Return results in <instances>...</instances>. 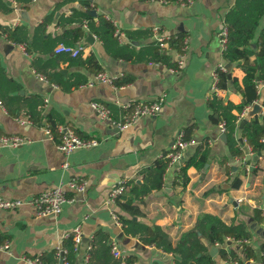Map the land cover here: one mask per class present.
Wrapping results in <instances>:
<instances>
[{
	"label": "crops",
	"instance_id": "1",
	"mask_svg": "<svg viewBox=\"0 0 264 264\" xmlns=\"http://www.w3.org/2000/svg\"><path fill=\"white\" fill-rule=\"evenodd\" d=\"M5 2L8 9L0 8V64L19 85L13 94L38 95L45 101L43 113H52L61 120V133L68 128L79 137L96 139L98 143L65 154L57 147L61 134L48 136L44 121L21 124L17 117H26L23 106L14 116L0 105V132L26 139L17 146H0V197L25 201L17 208L0 210V233L8 236L0 245V264H33L34 257L53 248L61 249L75 226H80L83 240L75 253L74 264H85L86 247L98 229L106 231L109 241L125 255L133 256L134 264H174L170 253L126 235L111 216L113 213L128 216V213L117 203L107 204V197L121 180L142 183L141 171L151 167L156 158L168 151L180 132L192 141L183 151V160L203 146L208 150L207 162L200 169L189 167L185 183L179 174L183 160L168 166L162 188L153 189L141 199L132 198L139 212L133 219L160 226L175 244L182 233L195 226L202 213L217 215L225 223H231L237 214L248 225L251 236L245 242L256 257H249L239 242L227 238L210 247V250L215 248L213 255L210 252L214 264H237L219 253L221 249L230 253L231 248L239 252L240 264H260L264 219L262 222L255 220L254 210H264V148L260 152L251 150L242 129L254 116L263 123L264 85L256 86L258 98L255 102L243 105L242 111L231 110L236 115L232 122L233 137L242 157L231 154L226 128L214 121L217 116H211L209 107L212 96L223 103L243 104L241 93L231 83V79H236L242 85L245 75L236 63H230L229 71L226 69L227 76L230 74L226 86L217 91L211 89L213 72L220 64L227 63L222 58L219 31L234 0H193L189 4L176 0L167 4L151 0ZM92 10L95 15L91 14ZM100 15L115 25L118 45L124 48L121 52L129 54L132 50V56L109 54L101 40L89 31L88 23H96ZM263 26L264 17L251 40L254 49ZM77 28L83 36L73 41L72 31ZM2 31L25 40H9ZM90 34L92 38H88ZM156 34H182L188 38L183 69L169 70L168 66L176 64L178 57L174 48L165 49L167 61L150 58L151 42ZM72 41L71 45L80 47L82 59L90 54L96 57L106 76L119 82L131 80L120 85L91 82L96 73L86 65L73 64L63 59L62 54L53 52L57 44ZM22 42L26 43L27 50L22 49L25 46ZM254 59L252 55L251 61ZM41 73L52 77L54 82L40 79L37 74ZM57 73L62 80L76 75L75 79L86 78L87 82L64 90L57 81ZM162 94L165 100L156 116H142L125 130H119L110 120H101L90 106L91 101L108 105L112 118L118 120L128 112L121 108L122 104L132 100L152 101ZM256 103L262 112L248 116ZM234 177L241 180L237 188L232 187ZM71 178L85 179V192L69 189L67 182ZM57 186H63L66 196L74 200L64 203L57 216L36 215L30 200ZM127 190L120 202L128 198ZM236 198L243 200L237 203ZM232 243H239L240 248H234ZM6 244L8 246L3 248ZM60 260L61 257L58 264Z\"/></svg>",
	"mask_w": 264,
	"mask_h": 264
},
{
	"label": "trees",
	"instance_id": "2",
	"mask_svg": "<svg viewBox=\"0 0 264 264\" xmlns=\"http://www.w3.org/2000/svg\"><path fill=\"white\" fill-rule=\"evenodd\" d=\"M0 8L3 10L8 9L5 0H0ZM263 17L264 0H234L232 8L228 10L224 18L227 35L224 48L222 49V58L225 62L236 63L245 72L242 85H240L236 79H231L232 85L243 97V104L235 105L230 102L223 103L216 96H212L209 100V107L212 112L211 116L213 118L214 116H217L214 118V121L219 122L224 128H226L225 132L230 152L239 157H242V152L236 146L237 142L233 137L234 126L232 124L236 115L232 114L231 110L236 108L238 111H242L243 105H250L255 102L258 98L256 85L258 82H264V26L258 32L255 49L250 45ZM88 28L89 31L101 40L104 49L109 54L115 57H129L134 54L132 50L129 51V54L121 52L124 48H121L118 45L119 37L116 27L112 21L106 19L104 16L100 15L96 23H88ZM14 31L16 32L17 30ZM2 32L5 33L6 38L9 40L16 42L25 40V38L14 37L10 32ZM72 33L73 41L83 36V32L80 28L73 30ZM184 36L182 34L169 36L167 39L163 40V42L167 43L166 47H162L160 41L154 37L151 42L153 48L152 56L150 58L158 61H167L168 53L165 52V49L168 50L174 48L177 50V53H181ZM73 41L66 43L71 44ZM22 44L25 45V49L27 50L26 43L22 42ZM124 47L128 48V46ZM252 55L255 56L253 61H251ZM60 56L63 57V59L67 58L73 64L86 65L93 73L98 74L101 72V66L98 64L97 59L93 54H90L85 59H82L80 54L72 57L68 54L62 53ZM175 66L176 64L168 67ZM216 73V86L218 88H224L229 81L227 70L223 71L221 69H216ZM41 75H43L47 81L51 83L54 82L49 75L47 76L43 73H41ZM56 76L59 79L57 81L64 90H70L72 87H77L87 82L86 78L75 79L76 75H73V77L67 80H62L58 73ZM130 80L131 79H125L119 82L116 78H112V83L120 85L127 83ZM18 89L19 85L9 77L0 64V101L3 107L14 116H17V112L15 111L23 106L25 108V116H27L30 121L37 124L44 121V126L50 129L52 135H60L61 132L59 129L62 122L52 113H43L45 101L41 100L38 95L25 97L19 94H13ZM108 108L112 112L109 106ZM262 119L263 123H260L258 118L254 116L251 122L244 125L242 129L243 138L249 144L251 150L255 152H260L264 148V114ZM183 138L185 140L191 139L186 137L184 132ZM207 156V148L199 146L189 158L181 162L179 174L183 179V183L186 181L187 169L191 166H194L197 169L202 168L207 162ZM168 161L169 159L165 156L156 158L151 167L145 168L141 171L142 183L140 184L134 180H128L125 182V187L128 189L127 191L129 193L128 198H126L125 202H120L119 199L126 194L123 193L115 201L121 209L126 210L128 213V216L122 214L116 215L123 232L126 235L137 238L144 245H151L166 253H170L173 256L174 264H214L215 261L213 256H211L210 247L216 243L225 242L227 238L231 241L239 242L249 257H256L252 247L245 242L251 236L248 225L240 220L237 214H235L231 223H225L217 215L202 213L198 216L195 226L182 233L175 244L172 243L168 234L160 226L147 224L139 219H133V216L139 215V212L138 208L132 204V198L141 199L148 195L153 189H160L163 187V176L168 167ZM240 185V178L234 177L232 187L237 188ZM254 219L258 222L263 221L264 216H262L260 209L254 210ZM7 238L8 236L6 234L0 233V245L3 244ZM88 246H90V248L87 250L88 257L85 264H120V260L115 258L111 252L112 243L109 241V235L106 231L101 229L95 231ZM78 248H80V246ZM62 250L65 252L62 253L60 252V249L53 248L33 259H37V264H58L59 257H62L64 259L63 264H74V256L77 250H75L72 235H70L65 241ZM260 252L261 255L259 261L260 264H264V240L260 243ZM219 253L222 257L227 258L230 261H235L237 264L242 263L239 252L233 248H231L230 253H227L222 249ZM176 256H178V258H176ZM125 262L126 264H134L135 258L133 256H126Z\"/></svg>",
	"mask_w": 264,
	"mask_h": 264
},
{
	"label": "built area",
	"instance_id": "3",
	"mask_svg": "<svg viewBox=\"0 0 264 264\" xmlns=\"http://www.w3.org/2000/svg\"><path fill=\"white\" fill-rule=\"evenodd\" d=\"M155 1L160 4H167L173 0H151ZM181 4H189L192 3L193 0H176ZM158 29L155 30L157 32ZM226 35L227 30L225 23L223 24V27L219 31V36L221 39L222 47L224 48V44L226 41ZM169 36L165 35H159L156 34V37L160 41V45L162 47H166L167 43L163 42V40L167 39ZM181 46V53H178V57L176 60V66L175 67H169V70L176 71L181 70L185 66V54L188 47V38L184 36L183 42ZM22 49H25V46L22 47ZM80 47L77 45H71V44H65V43H59L57 44L53 52L56 54H68L72 57L78 56L80 54ZM217 69H221L223 71H226L225 65L220 64ZM40 79L44 80L45 77L37 74ZM46 80V79H45ZM212 84L211 89L212 91H217L218 87L216 86L217 82V73L216 70L212 74ZM100 81L105 83H111L112 78L109 76H106L104 73L100 72L95 75V78L91 82ZM91 84V83H89ZM264 82H258L256 86H263ZM165 100V94L160 95L158 98L152 101H129L124 104H122L121 108L127 109L128 112L123 114L122 117L118 120H115L111 116V111L105 104L98 102V101H91L90 106L95 112L97 113L98 117L101 120H110L112 124H114L119 130H125L134 123H136L142 116H156L160 110L161 106L164 103ZM0 105H2L0 101ZM247 110L245 109L242 113V116L245 115V112ZM262 112V110H261ZM17 121L21 124L29 123L31 122L30 119L26 117H17ZM221 125V124H220ZM222 126V125H221ZM223 127V126H222ZM63 128L60 127V131ZM45 132L48 136H52L51 131L48 127H45ZM26 139L22 136L15 135V134H6L0 132V146H17L19 144H22ZM98 143L96 139H85L81 138L78 135H76L72 130L65 128L60 136L59 143L57 144L58 149L67 154L71 152L72 150L80 147H91ZM192 144L191 139L185 140L183 138V132H180L174 139L172 145L170 146L169 150L161 156H165L169 159L168 166H174L177 165V163L181 160H183V151ZM160 156V157H161ZM67 186L69 189L73 190L77 193H83L86 190L87 187V181L83 178H71L67 182ZM125 181L121 180L116 184L108 193L107 197V204H114L116 199L119 198L120 195H122L125 192ZM73 198H68L65 193V189L63 186H57L52 189H49L38 196L32 198L30 200L31 205L34 208V211L36 215L38 216H46V215H53L57 216L61 213L64 203L66 202H72ZM243 198H236L237 203H241ZM25 203L22 199H7V198H1L0 197V210L1 209H14L17 208ZM262 216H264V210L261 211ZM112 220L116 225H121L116 214H112ZM72 237L75 245V250L78 249V247L82 244V233L80 230V226H75L72 230ZM8 245L6 244L3 246V248H6ZM1 247V246H0ZM90 246H87L86 249L88 250ZM60 252L64 253L65 251L60 249ZM111 252L113 256L120 260V264H126L125 258L127 255H125L115 243H112ZM62 258V257H61ZM62 261L64 262V259L62 258ZM31 262L33 264H37V259H32ZM66 263V262H65Z\"/></svg>",
	"mask_w": 264,
	"mask_h": 264
},
{
	"label": "water",
	"instance_id": "4",
	"mask_svg": "<svg viewBox=\"0 0 264 264\" xmlns=\"http://www.w3.org/2000/svg\"><path fill=\"white\" fill-rule=\"evenodd\" d=\"M90 1H92V0H90ZM91 14H96V12L95 11H91ZM93 36H91V34L90 35H88V38H92ZM230 66H231V64L230 63H226L225 64V68L229 71V69H230ZM228 76L230 77V74L228 73ZM260 112H261V106L259 105V104H253V106H252V108H251V110L250 111H248V113H247V115L248 116H250V115H252V114H260ZM245 118L242 120V124L245 122ZM239 141L240 142H242V138H239ZM260 155V154H259ZM228 244H231V242L230 241H228L227 242ZM232 246L234 247V248H236V249H239L240 248V244L239 243H232ZM214 249L215 248H211V250H210V252L212 253V255H213V251H214ZM213 250V251H212ZM176 258H178V256H176ZM62 263V260H60V264Z\"/></svg>",
	"mask_w": 264,
	"mask_h": 264
}]
</instances>
